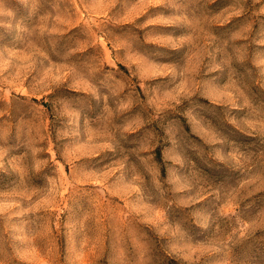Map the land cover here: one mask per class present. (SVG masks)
<instances>
[{"label":"rangeland","instance_id":"rangeland-1","mask_svg":"<svg viewBox=\"0 0 264 264\" xmlns=\"http://www.w3.org/2000/svg\"><path fill=\"white\" fill-rule=\"evenodd\" d=\"M0 264H264V0H0Z\"/></svg>","mask_w":264,"mask_h":264}]
</instances>
